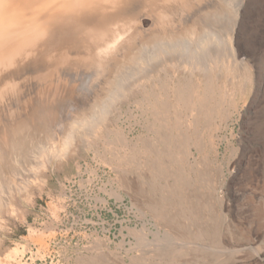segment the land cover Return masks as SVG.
Masks as SVG:
<instances>
[{
  "label": "rangeland",
  "instance_id": "1",
  "mask_svg": "<svg viewBox=\"0 0 264 264\" xmlns=\"http://www.w3.org/2000/svg\"><path fill=\"white\" fill-rule=\"evenodd\" d=\"M242 1L231 81L217 82L206 106L197 89L178 128L173 96L162 114L154 97L134 92L87 144L71 133L65 155H44L13 210L0 211V264H264L254 259L264 253V0ZM222 3L216 32L228 59L223 37L237 0ZM164 131L172 138L162 175L146 166L156 160L144 147L165 149Z\"/></svg>",
  "mask_w": 264,
  "mask_h": 264
},
{
  "label": "bare ground",
  "instance_id": "2",
  "mask_svg": "<svg viewBox=\"0 0 264 264\" xmlns=\"http://www.w3.org/2000/svg\"><path fill=\"white\" fill-rule=\"evenodd\" d=\"M243 6L237 0L223 37L228 60L216 32L222 0H0V211L13 210L14 194L26 191L44 155L62 158L73 132L87 144L134 92L154 97L152 111L160 113L173 96L182 107L172 121L189 124L192 94L202 88L196 104L206 106L204 96L231 81L227 71L242 60L235 27ZM171 138L161 133L164 148ZM148 144L156 163L146 166L163 175L167 149ZM254 259L264 263V253Z\"/></svg>",
  "mask_w": 264,
  "mask_h": 264
}]
</instances>
